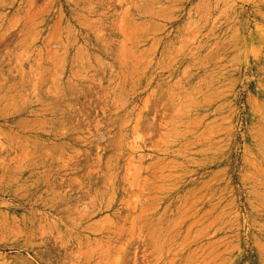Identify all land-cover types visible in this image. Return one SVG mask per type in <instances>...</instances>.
Here are the masks:
<instances>
[{
    "label": "rangeland",
    "instance_id": "rangeland-1",
    "mask_svg": "<svg viewBox=\"0 0 264 264\" xmlns=\"http://www.w3.org/2000/svg\"><path fill=\"white\" fill-rule=\"evenodd\" d=\"M0 264H264V0H0Z\"/></svg>",
    "mask_w": 264,
    "mask_h": 264
}]
</instances>
